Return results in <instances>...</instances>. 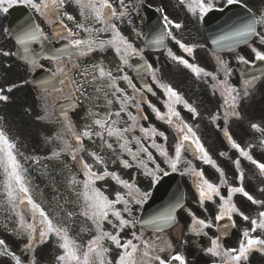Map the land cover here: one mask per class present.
Returning <instances> with one entry per match:
<instances>
[{
    "label": "snow or ice",
    "instance_id": "snow-or-ice-1",
    "mask_svg": "<svg viewBox=\"0 0 264 264\" xmlns=\"http://www.w3.org/2000/svg\"><path fill=\"white\" fill-rule=\"evenodd\" d=\"M179 2L200 20L215 8L214 0ZM241 3L242 0H226V6ZM16 6L26 7L30 15L15 32L4 29L5 34L14 38L16 51L0 48V55L16 56L30 70H44L45 64L41 61L51 63L52 67L47 69L50 75L36 82L37 106L41 109L37 119L59 127L45 137V144L52 147L44 155L25 154L20 150L19 141L0 128V210L12 223V234L23 244L17 254L5 239L0 238V257L9 258L0 264H38L37 249L50 241L55 242V264H188L185 253L176 251L173 242L164 235L177 223L176 212L184 207L183 196L170 202L162 212L148 218L137 216L135 212L143 209L151 191L143 190L135 175L123 178L112 167L135 169L149 177L154 187L161 174L169 175L161 163L172 172L179 171L181 175L192 177L197 203L204 212L209 211L206 204L215 206L213 215L206 218L187 210L190 217L188 233L207 241L201 248L207 258L206 264H244L253 251L264 252V199L246 191L242 166V160L247 161L264 178V162L253 154L255 147L264 152V126L250 122V129L260 136L257 144L249 143L246 147L229 131L230 120L243 119L240 104L255 84L264 79V67L259 69L258 75L250 77L241 69L245 78L238 87L231 81L233 72L229 63L217 51L227 49L232 52L238 45H248L254 59L250 61L239 55L238 63L253 67L257 62L264 64V10L257 15L244 4L247 15L232 22L228 31L212 39L216 46L213 49L214 71L190 62L167 47L170 40L188 57H193L196 47L177 38L175 30H180L183 25L167 14L162 16V27L146 41L148 46L156 49L167 48V56L172 61L207 85L213 96L219 95L221 111L212 114L210 119L213 123L223 121V126L217 124V127L230 149L238 153L232 160L237 173V183L233 185L204 146L196 129L182 117L178 106L193 118L200 115L198 109L171 84L159 78V69L145 59L143 49L136 47L122 31L120 26L132 24L133 13H138V0H0V14H8ZM159 11L163 12V9ZM46 26L51 30V38ZM132 31L136 37L142 35L135 28ZM52 40L64 44L55 49L47 48L46 44ZM253 41L258 46H253ZM109 51L117 61L114 67L106 64L103 58H97V54ZM133 57L141 62H131ZM126 69L135 72L139 87ZM147 76H151V83ZM54 82L61 87H56ZM153 85L162 91V97L157 95ZM18 86L0 87V102L9 101L6 93ZM53 92L59 96L53 97ZM148 94L161 101L164 111L148 98ZM145 105L156 120L175 132L171 153L168 135L150 122L145 126L149 121ZM82 108L86 122L78 127L70 113H78ZM185 153L215 169L219 182L210 181L202 168L198 169L192 160L185 158ZM220 155L227 156V153ZM42 160L61 165V171L67 170L64 191L56 179L60 173L48 163L41 165ZM28 165L40 166L38 174L46 181L40 188L39 201L34 195L39 185H34ZM181 165L184 166L182 171ZM104 181L112 183L98 186V182ZM46 189L54 201L51 209L45 207L49 202ZM259 192L264 194V187ZM237 194L254 206L250 213L246 214L237 206L234 200ZM69 204L74 210L66 207ZM77 216L89 226L80 227L73 235ZM236 217L246 226L238 228ZM224 221L227 222L222 223ZM212 229H216L215 234H210ZM231 229L239 232L237 246L224 243ZM148 231L152 235L146 238ZM81 235L87 238L79 239Z\"/></svg>",
    "mask_w": 264,
    "mask_h": 264
},
{
    "label": "rangeland",
    "instance_id": "rangeland-1",
    "mask_svg": "<svg viewBox=\"0 0 264 264\" xmlns=\"http://www.w3.org/2000/svg\"><path fill=\"white\" fill-rule=\"evenodd\" d=\"M2 83H4V82H2V79H0V84H2ZM5 114V113H4ZM6 116V115H5ZM30 129H31V131H29L28 130V128H26V127H20L17 131H16V133L18 134V136L19 137H21L22 138V140L23 139H25L26 138V133H24V132H28L29 134H31V136L32 137H34L35 135H36V132L38 133V129L36 128V126H34L33 124L31 125V127H30ZM24 142L25 141H28V140H23ZM26 143V142H25ZM173 144H174V142H173ZM173 144H172V146H173ZM20 150H22V151H24V153L26 152V153H28V154H34L33 152H31V151H29V150H26V149H22V147H20ZM50 150H42V155H44V154H46V153H48ZM171 152H172V148H171ZM170 152V153H171ZM221 152H223V151H217V154L219 155V156H221L220 155V153ZM225 153H227V155H228V153L229 152H225ZM221 157H223V158H226L227 156H221ZM185 158L186 159H190V160H192L193 161V164H195V166L199 169V168H202L201 167V165H199L198 163H197V161L195 160V159H193L191 156H189V155H187V153H185ZM218 159V158H217ZM216 160V159H215ZM217 162V164L219 165V167H221L222 169H223V167L219 164L220 163V161L218 160V161H216ZM161 167H162V164H161ZM183 165H181V171L183 170ZM163 168V167H162ZM211 168V171H212V173H214V174H216V176H219V174L215 171V169H213L212 167H210ZM168 168H165V171H168L167 170ZM224 170V169H223ZM186 179V178H185ZM187 179L188 180H190V176L189 175H187ZM188 209H191V207L190 208H188ZM188 209H186V212H187V210ZM184 212H185V210H184ZM183 212V213H184ZM50 253L48 252V253H45L44 255H43V258L45 259H47L46 261H49L50 260Z\"/></svg>",
    "mask_w": 264,
    "mask_h": 264
},
{
    "label": "water",
    "instance_id": "water-1",
    "mask_svg": "<svg viewBox=\"0 0 264 264\" xmlns=\"http://www.w3.org/2000/svg\"><path fill=\"white\" fill-rule=\"evenodd\" d=\"M167 187H168V189L169 188H174V189H176L175 188V184H176V179L175 178H169V179H167ZM168 189H164V187H162V186H159L158 187V189H157V191H156V193H155V196H154V199H153V201H152V203H151V206H152V204L153 203H161V200L159 199V194L160 193H163L164 192V190H168ZM151 206H150V208H151Z\"/></svg>",
    "mask_w": 264,
    "mask_h": 264
},
{
    "label": "flooded vegetation",
    "instance_id": "flooded-vegetation-1",
    "mask_svg": "<svg viewBox=\"0 0 264 264\" xmlns=\"http://www.w3.org/2000/svg\"><path fill=\"white\" fill-rule=\"evenodd\" d=\"M151 60V59H150ZM151 62H152V60H151ZM148 77H151V76H148Z\"/></svg>",
    "mask_w": 264,
    "mask_h": 264
}]
</instances>
